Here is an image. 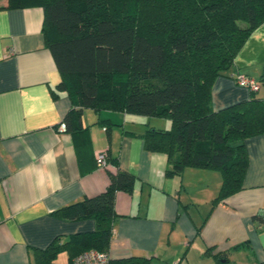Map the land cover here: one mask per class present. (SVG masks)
Here are the masks:
<instances>
[{"label":"crops","instance_id":"crops-1","mask_svg":"<svg viewBox=\"0 0 264 264\" xmlns=\"http://www.w3.org/2000/svg\"><path fill=\"white\" fill-rule=\"evenodd\" d=\"M6 6L0 0V264H35L34 250L94 231L93 220L69 221L56 212L101 194L118 169L136 183L131 194L116 196L111 261L264 264V221L255 219H264V134L245 141L242 189L215 207L217 171L185 169L167 177L166 155L145 150V131L168 130L166 119L150 126V117L83 109L89 141L76 146L59 127L74 106L58 89L61 76L42 35L43 10ZM263 70L264 24L250 35L233 68L215 80L212 110L251 98L231 76L259 81ZM263 85L255 97L264 103ZM102 151L103 168L95 162ZM52 264H71L68 253H59Z\"/></svg>","mask_w":264,"mask_h":264},{"label":"trees","instance_id":"trees-1","mask_svg":"<svg viewBox=\"0 0 264 264\" xmlns=\"http://www.w3.org/2000/svg\"><path fill=\"white\" fill-rule=\"evenodd\" d=\"M32 7L43 10L42 35L61 76L58 89L74 106L63 124L76 146L89 141L83 109L166 119L168 130L150 127L143 141L146 151L166 155L167 177L185 169L217 171L221 185L212 207L242 189L245 141L264 134V103L251 92L249 100L213 111L211 90L264 24V0H7L4 8ZM112 163L118 167L117 159ZM109 177L101 194L56 212L69 221L93 220L95 230L34 250L35 264H52L61 252L71 264L86 250L107 253L116 196L131 194L136 183L120 169Z\"/></svg>","mask_w":264,"mask_h":264},{"label":"built area","instance_id":"built-area-1","mask_svg":"<svg viewBox=\"0 0 264 264\" xmlns=\"http://www.w3.org/2000/svg\"><path fill=\"white\" fill-rule=\"evenodd\" d=\"M231 78L237 86L247 89L252 93L257 92L261 87V83L259 81H256L250 77L235 75L231 76ZM60 129L64 132L65 125L60 124ZM106 156V151L98 152L95 155V162L98 167L103 168L107 166ZM72 264H110V258L106 252L90 249L74 257Z\"/></svg>","mask_w":264,"mask_h":264},{"label":"rangeland","instance_id":"rangeland-1","mask_svg":"<svg viewBox=\"0 0 264 264\" xmlns=\"http://www.w3.org/2000/svg\"><path fill=\"white\" fill-rule=\"evenodd\" d=\"M264 88V85L263 87ZM150 121V126H154V125H161L163 124L162 122H164L165 120L164 119H160V118H150L149 119ZM60 127V126H59ZM158 127V126H157Z\"/></svg>","mask_w":264,"mask_h":264}]
</instances>
